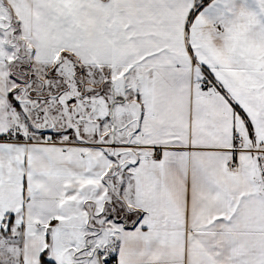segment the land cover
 <instances>
[{
	"label": "snow or ice",
	"instance_id": "1",
	"mask_svg": "<svg viewBox=\"0 0 264 264\" xmlns=\"http://www.w3.org/2000/svg\"><path fill=\"white\" fill-rule=\"evenodd\" d=\"M0 264H264V0H0Z\"/></svg>",
	"mask_w": 264,
	"mask_h": 264
}]
</instances>
